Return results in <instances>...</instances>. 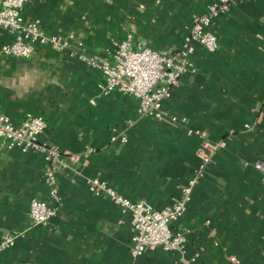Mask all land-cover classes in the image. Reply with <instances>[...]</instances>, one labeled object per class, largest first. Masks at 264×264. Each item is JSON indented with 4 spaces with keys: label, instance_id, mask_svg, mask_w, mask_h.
<instances>
[{
    "label": "crops",
    "instance_id": "obj_1",
    "mask_svg": "<svg viewBox=\"0 0 264 264\" xmlns=\"http://www.w3.org/2000/svg\"><path fill=\"white\" fill-rule=\"evenodd\" d=\"M216 1L29 0L21 13L47 35L74 34L88 54L111 52L127 33L165 54L182 47L186 26ZM214 30L217 49L194 44L192 66L164 101L176 121L140 116L132 95L101 94L102 73L67 49L37 45L28 58L0 52L2 111L14 124L42 116L40 140L60 151L51 164L57 213L34 223L33 198L55 203L45 181L51 165L41 153L8 149L0 139V242L14 239L0 264H186L180 253L160 248L132 259L130 212L92 192L88 180L163 208L193 178L204 140L222 147L171 223L186 236L184 258L264 264V175L255 168L264 161V0H233ZM12 40L0 28V47Z\"/></svg>",
    "mask_w": 264,
    "mask_h": 264
},
{
    "label": "built area",
    "instance_id": "obj_2",
    "mask_svg": "<svg viewBox=\"0 0 264 264\" xmlns=\"http://www.w3.org/2000/svg\"><path fill=\"white\" fill-rule=\"evenodd\" d=\"M29 0H0V28L13 35V40L1 45L0 52L7 56L28 58L37 45L51 44L58 49H67L72 56L99 70L103 75L101 94L123 93L136 97L137 114L152 119L169 118L176 121L177 117L168 115L164 109V101L170 97L172 89L182 84L183 75L190 69V55L194 44L207 51L218 47L217 35L214 30L215 20L225 13L233 0H218L207 6L206 10L194 16L186 26L187 35L182 47L175 52L160 53L148 46L134 41L132 33L115 43L114 50L104 55L88 54L80 47L82 43L75 41L74 34L65 37L56 34L47 35L35 22L27 21L22 16V9ZM75 41L76 44H71ZM128 121L127 126L133 125ZM47 123L42 116L27 115L20 124H14L0 105V139L5 141L8 149L18 148L22 152L35 151L41 153L50 165L60 151L56 145L41 141L39 136L45 131ZM125 141V134L121 135ZM222 142L204 140L197 149L199 164L194 176L181 192V197L163 208H154L145 200L131 201L106 182L93 178L88 180L92 192L105 193L123 211H129L132 225L129 254L136 259L147 251L162 249L176 251L185 259L186 264H202L199 255L192 254L184 258L186 253V236L174 231L171 223L180 218L186 210L193 186L201 178L212 156ZM75 160L80 158L77 154ZM255 168L264 175V161L255 163ZM45 181L49 187V195L55 202L33 198L29 205V218L34 223H44L53 217L58 210V195L55 189V172L51 166L45 170ZM14 243L12 236L0 242V252ZM264 255V252H263Z\"/></svg>",
    "mask_w": 264,
    "mask_h": 264
}]
</instances>
